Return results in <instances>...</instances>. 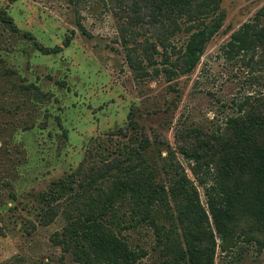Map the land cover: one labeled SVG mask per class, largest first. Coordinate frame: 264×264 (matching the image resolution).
I'll list each match as a JSON object with an SVG mask.
<instances>
[{
	"label": "rangeland",
	"instance_id": "1",
	"mask_svg": "<svg viewBox=\"0 0 264 264\" xmlns=\"http://www.w3.org/2000/svg\"><path fill=\"white\" fill-rule=\"evenodd\" d=\"M263 7L264 0H222L223 27L193 72L171 79L162 70V48L149 66L139 49L126 47L146 37L153 40V29L147 20L131 19L133 14L116 2L0 0V264H81L52 239L63 231L66 211L74 205L62 201L55 220L43 224L38 212L45 202L38 195L81 163L88 168L89 151L97 162L106 147L118 156L130 136L148 138L160 165L165 159L182 163L208 209L205 190L215 184V166L210 173L203 167L205 183L197 181L191 172L194 163L178 147L223 131L242 109L264 111L259 55L230 57L223 50L231 34ZM123 35L135 37L129 36L124 45ZM67 36L71 44L58 54L37 49V42L54 47ZM184 38L179 33L173 39L172 54ZM129 52L148 74L133 71ZM131 113L139 125L134 129ZM124 128H129L127 137ZM161 172L164 182L172 176ZM254 189L249 188L243 202L252 199L247 194ZM263 231L252 215L241 213L232 238L217 239L214 263L264 264ZM127 236L134 238L129 230Z\"/></svg>",
	"mask_w": 264,
	"mask_h": 264
},
{
	"label": "trees",
	"instance_id": "2",
	"mask_svg": "<svg viewBox=\"0 0 264 264\" xmlns=\"http://www.w3.org/2000/svg\"><path fill=\"white\" fill-rule=\"evenodd\" d=\"M101 1L116 2L140 23L147 20L153 40L146 37L143 43L136 41L135 47H126L139 49L149 66L154 65V53L162 55V48V70L171 79L193 72L226 18L222 0ZM263 18L264 7L231 34L223 45L225 55L251 53L259 55L264 64ZM7 20L15 28L13 20ZM179 33L185 35L184 42L172 54L173 39ZM24 36L33 39L31 33ZM129 36L123 35L124 45ZM71 40L67 36L61 45L48 47L37 42L36 46L45 55L58 54ZM127 61L137 75L148 74L132 52L127 53ZM262 103L264 106V100ZM132 119L131 113V128L139 127ZM128 130H121L125 137ZM130 139L118 149V156L106 147V155L98 162L92 161L94 153L89 151L88 168L81 163L38 195L45 202L38 212L43 224L55 220L62 201L74 205L66 211L63 231L52 238L64 253H72L81 264H215L217 239L232 238L241 213L252 215L264 230V111L242 109L223 131L204 141L196 138L190 145H179L183 158L194 163L191 172L197 181L205 183L203 167L210 173L215 166V184L205 190L208 209L182 163L165 159L160 165L148 138L135 135ZM219 164L221 177L216 169ZM163 169L167 177L172 175L165 182ZM250 187L255 188L247 194L252 199L243 202ZM128 230L134 238L127 236Z\"/></svg>",
	"mask_w": 264,
	"mask_h": 264
}]
</instances>
